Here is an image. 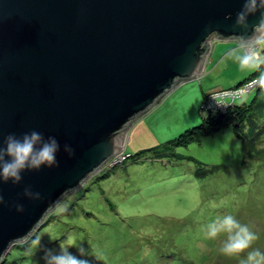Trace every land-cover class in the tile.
<instances>
[{"label":"water","instance_id":"95a60500","mask_svg":"<svg viewBox=\"0 0 264 264\" xmlns=\"http://www.w3.org/2000/svg\"><path fill=\"white\" fill-rule=\"evenodd\" d=\"M241 7L242 0H0V133L36 130L60 144L59 167L0 184V263L123 150L137 119L200 76L212 40L252 34L260 13L249 16L247 31L234 28ZM26 186L42 199L23 196Z\"/></svg>","mask_w":264,"mask_h":264},{"label":"rangeland","instance_id":"374dc122","mask_svg":"<svg viewBox=\"0 0 264 264\" xmlns=\"http://www.w3.org/2000/svg\"><path fill=\"white\" fill-rule=\"evenodd\" d=\"M230 45L214 39L200 76L179 83L142 116L141 134L134 135L137 149L156 146L163 153L168 141L207 116L200 110L204 93L236 86L254 72L241 70L227 56ZM263 93L259 83L235 104ZM253 116L264 143V109ZM240 130L247 134L245 122ZM124 151L135 153L129 145ZM171 151L135 160L128 156L101 168L66 194L26 239L14 243L1 264H45L46 249L59 253L60 244L69 243L75 245L69 252L90 264H240L247 251L226 257L219 252L226 236H205L206 225L227 214L257 233L252 249L264 252V155L251 153L244 162L242 139L232 123ZM64 206L67 211H58ZM78 247L87 255L81 257Z\"/></svg>","mask_w":264,"mask_h":264},{"label":"clouds","instance_id":"9594fccd","mask_svg":"<svg viewBox=\"0 0 264 264\" xmlns=\"http://www.w3.org/2000/svg\"><path fill=\"white\" fill-rule=\"evenodd\" d=\"M260 13L259 21L252 26V34L245 37L238 36L237 46L227 52V56L233 59L241 70L259 71L264 67V0H242V7L236 14L234 28L247 31L249 28V16ZM231 14H229L230 16ZM259 83L264 86V72L259 77ZM217 105H224L218 96H212ZM60 150V144L54 136L45 138L42 132L32 130L20 136L9 133L3 136L0 133V184L11 181L14 185L19 184L25 171H39L42 167H59L56 154ZM64 152L70 157L74 155V149L65 144ZM124 150V149H123ZM23 196L36 201L42 199L40 192L32 191L31 186H26ZM5 203L2 190H0V205ZM17 212H24V206L16 203ZM213 207L217 205L213 204ZM60 212L67 211V207L58 209ZM221 235L226 239L221 241L219 252L226 257H238L247 251L246 259L240 264H264V252L252 249L253 243L258 240V235L247 224H242L234 215L227 214L217 216L206 225L205 236L209 240H217ZM75 246L69 243L67 246L60 244L59 253L51 249L45 250V264H90L88 259H82L69 252V247ZM252 249L251 251H248ZM81 257L87 255L83 247H78Z\"/></svg>","mask_w":264,"mask_h":264},{"label":"trees","instance_id":"16d2710c","mask_svg":"<svg viewBox=\"0 0 264 264\" xmlns=\"http://www.w3.org/2000/svg\"><path fill=\"white\" fill-rule=\"evenodd\" d=\"M262 72H264V67H261L259 71H254L253 73L249 74L248 77H246L240 83L253 77L259 78ZM240 83H238L237 85H239ZM263 109H264V93L261 94L260 97L258 96V94L253 95L252 100L250 102H243L239 105L235 104L234 108L230 109L225 114L210 115L207 113V116L203 117V121L201 124L192 127L188 130H185L178 137L168 141L164 145L163 153L159 151L157 152L156 151L157 147L155 146L133 153L131 155V159L135 160L137 159V157L142 156L143 154L153 153L154 151L162 155H172L173 152L171 150L173 145L188 143L191 139H198L201 136L210 134L211 132L230 123L233 124L235 133L242 139L244 162L252 158L251 153L257 157H261L262 155H264V143H261L262 141L259 139L260 138L259 134L261 133L259 129L261 128H259V125L257 124L256 119L253 116V113L255 111H260L262 113ZM242 122H245L246 126L249 129L247 131V134H242L240 130V123ZM257 127L259 129H257ZM106 175H108V173L101 174L99 178H103Z\"/></svg>","mask_w":264,"mask_h":264},{"label":"built area","instance_id":"2783aa9c","mask_svg":"<svg viewBox=\"0 0 264 264\" xmlns=\"http://www.w3.org/2000/svg\"><path fill=\"white\" fill-rule=\"evenodd\" d=\"M258 84L259 78L253 77L240 83L237 86L205 93L200 105V110L210 115L225 114L230 109L234 108L235 102L238 99L242 98L245 94H249L251 91L255 90ZM212 96H218L224 105H217L216 102L212 99ZM128 156L130 157L131 153L124 150L118 152L115 156L110 158L103 167L112 165L114 166L116 164L123 163V161Z\"/></svg>","mask_w":264,"mask_h":264},{"label":"crops","instance_id":"0c3cea01","mask_svg":"<svg viewBox=\"0 0 264 264\" xmlns=\"http://www.w3.org/2000/svg\"><path fill=\"white\" fill-rule=\"evenodd\" d=\"M227 43H229V44H231L230 45V47L231 48H229V49H232V48H234V47H236L237 46V42L236 41H234V40H228L227 41ZM211 48H210V51L212 50V48H213V40L211 41ZM229 49H228V51H229ZM227 51V52H228ZM226 52V53H227ZM240 83V82H239ZM144 116V115H143ZM142 118V117H141ZM141 118H139V119H137L134 123H133V125L130 127V129H129V131H128V133H127V137H126V141H125V144L126 145H124V150H125V147L127 146V145H129V146H131L132 147V149L136 152V151H140V150H143V149H137V147L139 146V145H135V142H136V140H134V135L135 134H141V127L144 125H142V119ZM145 127L147 128V126L145 125ZM136 136V135H135ZM152 140H155V138H153ZM153 147H155V146H153ZM147 149V148H146Z\"/></svg>","mask_w":264,"mask_h":264}]
</instances>
